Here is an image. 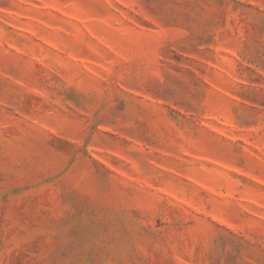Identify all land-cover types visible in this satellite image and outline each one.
<instances>
[{
  "label": "rangeland",
  "instance_id": "obj_1",
  "mask_svg": "<svg viewBox=\"0 0 264 264\" xmlns=\"http://www.w3.org/2000/svg\"><path fill=\"white\" fill-rule=\"evenodd\" d=\"M0 264H264V0H0Z\"/></svg>",
  "mask_w": 264,
  "mask_h": 264
}]
</instances>
